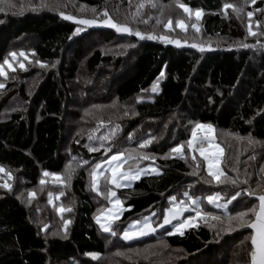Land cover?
<instances>
[{
	"label": "trees",
	"instance_id": "1",
	"mask_svg": "<svg viewBox=\"0 0 264 264\" xmlns=\"http://www.w3.org/2000/svg\"><path fill=\"white\" fill-rule=\"evenodd\" d=\"M155 2L156 8L145 3L141 15L132 19L141 0H0V63L11 58L9 53L24 50V62L30 60L25 69L16 67L0 78L5 85L0 88V165L20 178L9 181L11 190L0 187V264H190L196 258L206 264H250L247 227L225 231L226 225L203 223L189 227L183 236L161 233L126 241L120 235L144 215L155 212L153 219L161 221L170 196L179 199L188 191L203 201L218 191L223 203L241 191L229 205L234 214L257 203L243 189L257 191L258 184L264 185V0H180L193 9L191 16L177 0ZM225 3L243 10L237 14L224 9ZM197 8L203 10L200 19L194 17ZM104 9L117 22L143 33L172 38L163 27L169 19L184 20L189 28H177L183 44L178 46L140 40L109 27L78 25L60 15L63 11L98 19ZM250 25L255 35L249 34ZM77 27L84 30L74 34ZM194 43L204 51L191 47ZM154 84L159 92L152 91ZM197 122L213 125L225 152L223 168L230 177L237 175L233 169L239 171L235 186L206 183L210 177L201 158L193 162L189 153L186 159L170 153L177 144L186 146ZM109 128L115 135L105 143L112 151H89L99 147L98 137ZM249 136L258 143L249 145ZM150 137L155 139L140 149V142ZM117 151L154 156V161L139 164H155L161 174H147L130 187L116 189L124 211L113 224L114 236L94 219L109 204L105 193L92 189L90 172ZM197 163L201 174L194 175ZM44 171L62 178L70 173L71 178L55 183ZM246 178L249 182L242 183ZM19 184L36 195L37 209L17 191ZM49 192L53 204L48 203ZM60 192L64 195L56 199ZM205 201L206 211L224 216L223 209ZM60 206L72 211L58 213ZM62 217L70 220L66 228ZM240 238L248 250L240 251ZM229 244L231 256L217 252ZM147 245L155 253L143 261L116 254ZM86 253L99 255L93 259Z\"/></svg>",
	"mask_w": 264,
	"mask_h": 264
},
{
	"label": "snow or ice",
	"instance_id": "2",
	"mask_svg": "<svg viewBox=\"0 0 264 264\" xmlns=\"http://www.w3.org/2000/svg\"><path fill=\"white\" fill-rule=\"evenodd\" d=\"M131 3V0H129ZM246 2H250L251 4H255L256 0H246ZM145 3L150 4L151 7L156 8L158 5L155 0H141V3L137 5V11L132 13V19H136L137 16H140V9L145 7ZM46 6V5H43ZM177 6L189 16L193 15V9H191L187 4L180 2L177 0ZM224 9L231 8L234 12L239 14L243 9L237 7L234 4L225 3L223 5ZM2 10V9H0ZM202 9L197 8L194 11V15L197 19H199L202 15ZM257 11H261V9H257ZM95 13L96 10L93 9ZM60 15L70 21H74L78 25L83 26H93V25H103L109 28L114 29L117 33H127L130 35H135L138 39H149V40H161L165 43H175L178 46L182 43L180 40L171 39L167 35H155L152 33H143L139 30H134L129 26L128 23H120L114 20L108 13L107 9H104L100 19L96 18H78L75 15L65 14V12L61 11ZM247 16L251 18L253 16V12H247ZM157 23H160L157 20ZM259 25V21L256 22ZM172 25V20L169 19L167 23L163 25L165 29H170ZM177 27L184 29L185 23L183 20L176 21ZM192 28L199 31L196 24L191 25ZM84 28L77 27L75 33H79L83 31ZM249 34L255 35L251 29V25L249 26ZM191 47L199 48L200 51H204V47L198 44H192ZM244 47H249V45H244ZM24 57L27 59V54L23 51L9 53V56L12 60H16L17 56ZM33 55L35 53L33 52ZM37 64L41 67H44L42 61L36 60ZM19 67L21 69H25V65L22 61H18ZM5 65L11 71H15L12 63L9 62L8 57H5L2 63H0V76L7 77L8 72L5 70ZM163 72L161 76H163ZM5 85L0 83V88H4ZM157 86L153 85L152 91L156 92ZM101 126H103V121L100 122ZM214 128L210 123H195V126L191 130V137L187 140L186 145L189 153L191 154V160L195 162L197 160V153L200 158H202L204 164L206 165V171L209 180H206V183L211 184L212 182H216L219 184H231L235 186L239 177H230L227 172L221 167L222 165V157L224 155V150L220 146L219 143L216 142L215 136L213 135ZM202 133V134H201ZM115 135V129L109 128V131L104 135L98 137L100 140L99 147H89V151H99L100 148H104L105 153L111 152L112 149L110 146H106V141H110L113 139ZM89 139H92L89 136ZM155 137H150L147 140H143L140 142V149L147 147ZM243 139V138H241ZM249 145H253L258 143L254 138L249 136L248 138ZM185 145L183 143L177 144L172 147L169 151L172 154H178L180 158L186 159L187 154L184 152ZM167 156V154H166ZM254 157H250L249 159H253ZM155 160L154 156H149L144 152H135L134 154L127 151H117L114 152L111 156H108L106 160H100L95 163L92 171L90 172L91 181H92V189L96 191L98 194H101L99 188V177L103 176L106 182L114 186L116 189L130 187L131 182L135 180H139L140 177L144 174H152L155 173L157 175L161 174V171L158 167H152L149 165L147 168L139 166V161L141 160ZM83 163H87V161H83ZM107 165V167H103ZM127 165V167H125ZM196 167L199 168V163L196 164ZM99 170V171H98ZM238 172V169H233ZM105 172H110V175H105ZM261 172H264V166L261 167ZM0 173L4 174L7 177V180L10 181L12 179L11 172H8L4 169L2 165H0ZM44 177L52 176L54 178L55 183L66 184L68 180L71 178V174L65 178H62V174L50 173L48 171L43 172ZM223 178V179H222ZM249 181L246 178L242 183L247 184ZM40 184H45V180L41 179ZM0 187L11 190L12 184L4 181L0 183ZM257 187H261L259 184ZM245 193H247L250 197H255L257 203L253 204L246 211H238L234 214L229 211V205L232 201H235L237 197L241 196V191H236L234 195L230 197V199L225 202H221L223 199L220 192H214L211 195H207L204 199L207 200L209 205H213L217 209L224 210V216L216 215L213 212L205 211L201 207V197H196L191 195L188 191L183 193V196L186 198L185 200L177 201V197L170 196L169 203L170 206L163 209L162 213V222L153 226V222L150 216H144L142 219H134L128 225L127 228L123 230L120 235L124 240H133L142 236L149 235L150 233H154L157 228H163L164 225L173 224V221L176 223L173 225V231L169 232V235L174 233L183 236L185 234V230L189 227H198V221H203L206 225H209V221H216L221 225H226L225 231H231L233 227H247L251 229V251H250V264H264V191L257 192L256 190L243 189ZM35 194L33 192H29V197H33ZM64 195L63 192L56 194L55 198L59 199L60 196ZM54 194L52 192L48 193V203L53 204ZM108 204L110 207L99 209L98 215L94 217L96 223L100 226L103 232L111 233L112 235H117V232L113 229V222L120 219V215L124 211L123 201L117 196L116 191L112 190L110 187L107 192ZM129 208L131 205L128 206ZM58 213L71 212V207L60 206L56 208ZM194 212L195 215H188L185 218L181 219L184 216L185 212ZM251 213V216H249ZM156 213H151V216H155ZM63 219V217H62ZM70 223V220L63 219V224L65 228ZM210 227H216L215 224L209 225ZM47 228V225H44ZM86 255L92 256L93 259L98 257V253H86Z\"/></svg>",
	"mask_w": 264,
	"mask_h": 264
},
{
	"label": "rangeland",
	"instance_id": "3",
	"mask_svg": "<svg viewBox=\"0 0 264 264\" xmlns=\"http://www.w3.org/2000/svg\"><path fill=\"white\" fill-rule=\"evenodd\" d=\"M118 15V14H117ZM194 17H195V15H194ZM196 18V17H195ZM98 19H100V18H98ZM123 19V18H122ZM197 19V18H196ZM200 19V18H199ZM184 21V20H183ZM184 23H185V28L184 29H181V28H179V27H177V25H176V23H174L173 21H172V25H171V28L170 29H167V30H169V31H171V39H174V40H180V39H177V34H176V30H177V28L178 29H181V30H183V31H186L188 28H189V25H188V23L186 22V21H184ZM93 26H103V25H93ZM130 26V25H129ZM197 26V25H196ZM104 27H106V26H104ZM197 28H198V26H197ZM121 34H127V33H121ZM174 37V38H173ZM159 40V39H158ZM181 41V40H180ZM172 44H175V43H172ZM177 45V44H176ZM180 45H183V44H180ZM21 52V51H20ZM23 52H27V51H23ZM17 54L19 53V52H16ZM27 54V53H26ZM27 58H28V56H27ZM24 57H21V56H17V59L16 60H12V58H10L9 59V62L10 63H12V65H13V67L16 69V67H19V63H18V61H22L23 63H24V65H25V67H26V64H27V61H30V60H26L25 62H24ZM5 70L6 71H8L9 69L7 68V66L5 65ZM0 78H2V76H0ZM156 86H157V91L156 92H159V85H157L156 84ZM114 104V101L112 102V104L110 105V107H112V105ZM114 107H117V105L116 106H114ZM214 128V127H213ZM215 131V130H214ZM202 134V133H201ZM213 135L215 136V139H216V142L218 143V141H217V137H216V135H215V132H213ZM191 137V136H190ZM221 146V145H220ZM187 145L185 146V148H184V152L186 153V154H188L189 153V150H187ZM222 147V146H221ZM224 154H225V152H224ZM176 155H178V154H176ZM189 155L191 156V154L189 153ZM197 155V159H199L200 157H199V155H198V153L196 154ZM179 156V155H178ZM224 157H225V155H223V157H222V165H221V167L223 168V159H224ZM202 159V158H201ZM264 162V160L263 159H261L260 160V164L261 163H263ZM149 165H151L152 167H158L157 165H155V164H139V166H141V167H145V168H147ZM206 166V165H205ZM103 167H107V165H104ZM125 167H127V165H125ZM159 168V167H158ZM5 169V168H4ZM160 169V168H159ZM224 169V168H223ZM6 170V169H5ZM225 170V169H224ZM7 171V170H6ZM70 171H71V169H70ZM99 171V170H98ZM160 171H161V169H160ZM196 171V170H195ZM8 172H10V171H8ZM235 174H237L236 176H234V177H237L238 176V172L237 171H233ZM262 173V172H261ZM261 173H260V175H259V177H261L262 175H261ZM11 174H12V178H14L15 177V179L19 182L20 181V178L19 177H17V175L15 176V171H13V170H11ZM152 174H155V173H152ZM199 174H201V170H200V167L197 169V171L194 173V175H199ZM105 175L107 176V175H110V172H105ZM144 175H147V174H144ZM144 175H142V176H144ZM141 176V177H142ZM49 177V176H48ZM47 177V178H48ZM51 177L52 176H50V179H51ZM140 177V178H141ZM2 178H4V180L5 181H7V182H9L8 180H7V177L6 176H4V174H2V173H0V182H4L3 181V179ZM46 178V179H47ZM203 179V178H202ZM21 181L23 182L24 181V179H22L21 178ZM105 181V182H104ZM136 181V180H135ZM135 181H132L131 182V185H133V183L135 182ZM10 183V182H9ZM101 183H104L105 184V187L104 188H100V184ZM99 188H100V190L103 192V193H105L106 195H107V192H108V190H109V188L111 187L112 188V190H114V191H116V188H114V186H111V185H109L107 182H106V180L104 179V177L103 176H101V177H99ZM261 187H259V189H257V191H264V185L262 184V185H260ZM17 188V187H16ZM17 191H19L20 193H22V196L24 197V199H25V201H27V203H28V206L31 208V207H33L34 208V210H35V208L37 209L38 208V205H39V203H40V201H38V198H36L35 196L36 195H34L33 197H29V192L30 191H25L24 190V186H22V185H18V189H17ZM22 191H25V192H22ZM118 196V195H117ZM119 197V196H118ZM202 199V198H201ZM122 200V199H121ZM180 200H185L186 201V198L184 197V196H181V198H177V201H180ZM206 199H204L203 201H202V203H201V207L206 211V201H205ZM33 204L34 205H36V206H33ZM170 206V205H169ZM168 206V207H169ZM250 206V205H249ZM252 206V205H251ZM108 207H110V205H108ZM107 207V208H108ZM248 209V208H247ZM247 209H244V210H241V211H246ZM207 210H208V208H207ZM209 211V210H208ZM123 213V212H122ZM251 213H249V215H250ZM122 215V214H121ZM121 215H120V217H121ZM188 215H195V213L194 212H191V211H189V212H185L184 213V216L183 217H181V219H183V218H185L186 216H188ZM217 215V214H216ZM144 216H150L151 217V220H152V222H153V226L155 227L156 226V224H158V223H161L162 222V218H161V221H155V219H153V216H151V213L150 214H147V215H144ZM143 216V217H144ZM220 216H222V214L220 215ZM143 217H141V218H139V219H142ZM223 217V216H222ZM43 222H45V221H43ZM115 223V221L113 222V224ZM131 222H129L128 223V225L130 224ZM176 223V221H173V224H170V225H164V227L163 228H157L156 229V231L154 232V233H150V234H161V233H169V232H172L173 231V225ZM204 222L203 221H198V224H203ZM40 224L41 225H44V224H42L41 223V220H40ZM211 224H215L216 226H220L221 224H219L218 222H216V221H212V220H210L209 221V225H211ZM128 225L126 226V228L128 227ZM212 228H216V227H212ZM239 228H241V227H233V230L232 231H237V229H239ZM188 229V228H187ZM186 229V230H187ZM226 233L227 232H223L222 234V237L220 238V239H222L225 235H226ZM149 234V235H150ZM174 234H177V233H174ZM122 236V235H121ZM146 236H148V235H146ZM143 237V236H142ZM140 238V237H139ZM239 240H241L242 242L239 244V246L241 247V250L240 251H245V250H248V247L245 249V247H246V243L244 242V240H245V238H240ZM127 241H129V240H127ZM230 245L231 244H229L227 247H226V249H223V247L224 246H221V247H219L218 249H217V252L218 253H220L221 255H223V257H226L227 255H228V257L229 256H231V255H229V253H228V251H230V250H228L229 249V247H230ZM232 250H233V247L231 248ZM155 252H154V248H153V246L152 245H147V246H141V247H138V248H133L132 250H129V251H121V250H116V254L117 255H120V254H124V257L125 258H133V259H136V260H140V261H143V260H145L149 255H153ZM111 255V254H110ZM198 258H196L195 260H192V261H190V264H206L205 262H203V261H201V259H198Z\"/></svg>",
	"mask_w": 264,
	"mask_h": 264
}]
</instances>
